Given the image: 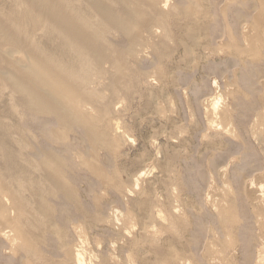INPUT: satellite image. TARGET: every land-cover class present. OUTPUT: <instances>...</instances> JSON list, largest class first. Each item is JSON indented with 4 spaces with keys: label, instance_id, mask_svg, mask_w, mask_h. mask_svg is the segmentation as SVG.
Listing matches in <instances>:
<instances>
[{
    "label": "rangeland",
    "instance_id": "rangeland-1",
    "mask_svg": "<svg viewBox=\"0 0 264 264\" xmlns=\"http://www.w3.org/2000/svg\"><path fill=\"white\" fill-rule=\"evenodd\" d=\"M125 3L146 23L106 34L122 66L104 62L84 91L103 140L52 137V117L0 88V264H264V0ZM42 152L62 162L63 193L35 168Z\"/></svg>",
    "mask_w": 264,
    "mask_h": 264
},
{
    "label": "bare ground",
    "instance_id": "bare-ground-1",
    "mask_svg": "<svg viewBox=\"0 0 264 264\" xmlns=\"http://www.w3.org/2000/svg\"><path fill=\"white\" fill-rule=\"evenodd\" d=\"M144 1L146 3L147 8H149L150 10L157 8H154V4L152 3L154 0ZM13 2L14 4L10 8V10L7 8L9 10L7 16L5 17L3 15V17L0 15V88H9V91H11L15 95H18V104L22 106L23 109L31 111L32 113H36L39 116L52 117L58 124V130H56L55 132L51 130L52 137L60 139L65 135L67 129L73 126H79L83 129L87 140L91 144L98 140H103L106 137V132L103 131V129L97 130L94 127L93 121L89 118L88 114L84 109V106H82L84 101H89L91 103L96 104V96L93 97L92 95H88L84 93V91L87 88L88 84L91 83L90 80L96 82L97 78L95 79L94 76H102L103 73H101V70L103 69L102 66L104 65V62L111 60L112 58L113 62L118 64L116 65L118 69L122 66L121 59L119 58L121 56L119 55L120 53L118 54L115 50H112V48L108 47L110 45H107L105 43V37L106 34L111 30H119L126 33L128 32L127 29H129L133 21H143V17L140 10H138L137 6L126 4L125 0H14ZM81 2L83 3L85 9H87V13L92 16L90 17L92 19L89 18V15L86 17V14H83L84 12L81 13L82 11H84L83 6V9L80 10L79 5ZM111 2L115 4V7L116 4L120 5V7H118V10H116L115 7L111 5ZM4 4L6 5V3ZM165 5L167 6V3ZM143 22L146 23V20ZM159 22L160 21L158 20L157 23ZM143 27H145V29L147 28V26ZM35 33L37 35L42 34V40L45 43L51 42L54 43V45L56 43L57 45H55L56 48H54V50L55 52L57 50L59 55L57 57L55 56L56 54L54 56L48 55V50H44L45 48L43 49L41 48V45H39V40L41 39V37L40 39L37 38L38 44L35 42L36 40H33V35L35 37ZM188 34L189 33H187L186 35L188 36ZM190 35L193 36V34ZM190 35L189 38H191ZM133 40L134 37L130 39V42L132 43ZM136 41L137 39L135 40V42ZM185 52L188 51H186L185 49ZM106 64L108 63L106 62ZM93 71H96L95 73H97L94 76L92 75L93 73L91 74V72ZM121 79H124V75L118 74V76L113 79L112 84H118L119 81H122ZM213 108L212 111L214 110ZM225 114L223 115V117L225 116ZM3 125L1 124V126ZM40 157L41 158L37 161V163L34 161V165L35 168L39 169V171L41 172L45 184H47L51 188L53 193H63L66 190V184L62 183L61 180L63 175L62 162L59 158L51 155L48 152H42L40 154ZM8 158L9 157L7 156V159ZM22 173L23 172H21V174ZM249 188H251V186ZM0 189L5 190L6 192L11 191L7 186H5L1 182ZM12 197L14 198V196ZM6 199L7 198H4L5 201ZM15 202L17 201L15 200ZM4 204V202L2 204V201H0V209L7 207ZM45 205L47 206V204ZM46 206L44 210L46 209ZM47 210H49V208ZM6 218L7 217H5V219ZM5 219L3 220L5 221ZM7 221L5 222L7 223ZM6 223L3 224L5 225ZM10 225L7 226L10 227ZM12 228L14 229L13 226ZM16 234L18 233L16 232ZM8 238H10V236ZM15 239L16 238L14 236L13 240L16 242L17 239ZM21 239L23 240L24 238L22 237ZM24 241L25 240H23V242ZM31 252H33V250H31ZM66 254H68V252ZM75 254H77L74 255L75 263L79 264L82 259L79 262L80 257L78 259V256H81L82 254ZM67 258L69 257L67 256ZM69 261H71V259Z\"/></svg>",
    "mask_w": 264,
    "mask_h": 264
}]
</instances>
